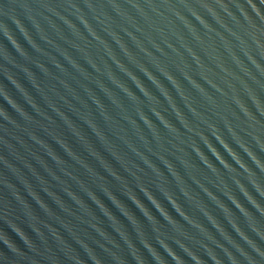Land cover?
<instances>
[{
    "label": "water",
    "instance_id": "obj_1",
    "mask_svg": "<svg viewBox=\"0 0 264 264\" xmlns=\"http://www.w3.org/2000/svg\"><path fill=\"white\" fill-rule=\"evenodd\" d=\"M0 264H264V0H0Z\"/></svg>",
    "mask_w": 264,
    "mask_h": 264
}]
</instances>
